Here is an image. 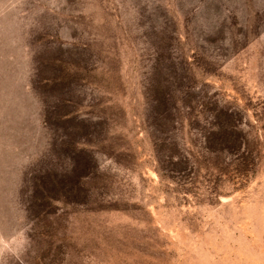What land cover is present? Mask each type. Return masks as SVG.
I'll return each instance as SVG.
<instances>
[{
	"label": "rangeland",
	"instance_id": "rangeland-1",
	"mask_svg": "<svg viewBox=\"0 0 264 264\" xmlns=\"http://www.w3.org/2000/svg\"><path fill=\"white\" fill-rule=\"evenodd\" d=\"M0 264H264V0H0Z\"/></svg>",
	"mask_w": 264,
	"mask_h": 264
}]
</instances>
